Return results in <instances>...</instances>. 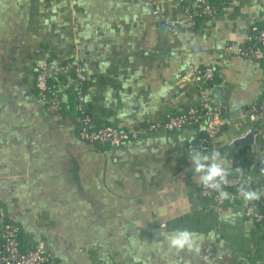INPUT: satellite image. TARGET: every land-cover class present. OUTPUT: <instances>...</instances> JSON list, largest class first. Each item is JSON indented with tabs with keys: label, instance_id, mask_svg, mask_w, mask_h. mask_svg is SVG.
Listing matches in <instances>:
<instances>
[{
	"label": "crops",
	"instance_id": "obj_1",
	"mask_svg": "<svg viewBox=\"0 0 264 264\" xmlns=\"http://www.w3.org/2000/svg\"><path fill=\"white\" fill-rule=\"evenodd\" d=\"M198 1L0 0V222L18 221L24 247L44 242L50 264H264V224L242 214L247 204L264 210V124L246 115L264 94V64L225 49L264 23V9L214 0L220 10L193 28L184 8ZM70 60L84 67L100 126L164 122L212 96L228 120L214 151L229 175L245 165L243 188L261 199L246 203L239 190L221 210L204 206L186 150L195 127L120 149L81 141L73 76L53 80L56 106L36 88L40 63ZM207 67L214 89L192 81ZM177 229L196 235L191 250L169 247Z\"/></svg>",
	"mask_w": 264,
	"mask_h": 264
},
{
	"label": "built area",
	"instance_id": "obj_2",
	"mask_svg": "<svg viewBox=\"0 0 264 264\" xmlns=\"http://www.w3.org/2000/svg\"><path fill=\"white\" fill-rule=\"evenodd\" d=\"M261 3L264 9V0H261ZM219 10L209 0H199L195 7L184 8L185 22L194 27L195 19L209 18ZM155 14H158V9L155 10ZM257 23H261V27L256 26ZM169 27L172 28V26ZM172 31L175 32V29L172 28ZM225 49L236 52L249 61L264 64V23L260 21L253 23L245 36L244 43L227 45ZM62 75H72L74 78L76 84L74 99L79 126L77 136L85 143L120 149L124 144L140 140L152 133L159 131L175 133L193 126L197 129L198 136L203 134L205 137L200 138L199 141L196 140L197 142L195 140L189 142L186 150L189 153L198 151L205 154L214 151L216 139L228 122L227 118L221 114V107L214 104V98L203 95L189 106L188 111L175 113L164 122H153L131 130L120 129L112 124L100 126L87 111L88 78L83 65L77 60L60 64L47 61L38 65L36 88L39 91L40 100L52 106L57 105L56 100L51 98L57 89L53 80H58ZM215 79L213 67L198 69L192 76V81L201 88L214 89ZM246 115L252 123L264 124V94L247 107ZM247 178L242 171L228 175V183L224 186L225 191L229 194L239 191L245 185ZM198 195L204 201L205 207L221 210L225 206V199H219L216 191L203 188ZM242 214L254 223H264V210L256 204L245 205ZM162 226L165 227L166 224L162 223ZM51 260L52 257L47 252L44 242H39L32 248L24 247L20 226L16 219L0 222V264H50Z\"/></svg>",
	"mask_w": 264,
	"mask_h": 264
},
{
	"label": "clouds",
	"instance_id": "obj_3",
	"mask_svg": "<svg viewBox=\"0 0 264 264\" xmlns=\"http://www.w3.org/2000/svg\"><path fill=\"white\" fill-rule=\"evenodd\" d=\"M189 158L192 170L199 176L198 183L205 189L216 191L219 199H229L230 194L224 189L228 183L229 171L221 162L219 151H213L210 155L190 151ZM240 195L246 203L261 199L259 193L252 188H241ZM196 239V235L188 229H177L168 236V245L177 250H191L196 244Z\"/></svg>",
	"mask_w": 264,
	"mask_h": 264
},
{
	"label": "trees",
	"instance_id": "obj_4",
	"mask_svg": "<svg viewBox=\"0 0 264 264\" xmlns=\"http://www.w3.org/2000/svg\"><path fill=\"white\" fill-rule=\"evenodd\" d=\"M213 5H215L217 8H219L220 6H221V4H220V2H216V3H214V0H209ZM220 9V8H219ZM204 19H206V18H204ZM204 19H202V18H197V19H195V21H196V25L201 21V20H204ZM196 25L194 26V27H196ZM261 23H257L256 24V26H258V27H261ZM193 27V28H194ZM215 81H216V79H215ZM189 108V107H188ZM188 108L184 111V112H186V111H188ZM146 126V125H145ZM189 127H193V126H189ZM203 137H205L203 134H201L200 136H198L197 137V139H195V141L197 140V141H199V139L200 138H203ZM196 141V142H197ZM239 171H242L243 173H245V176H247V172H246V168H245V165L243 164L242 165V167H241V169H239ZM256 224H259V223H256ZM264 224V223H263ZM259 225H262V224H259ZM22 241V240H21Z\"/></svg>",
	"mask_w": 264,
	"mask_h": 264
},
{
	"label": "water",
	"instance_id": "obj_5",
	"mask_svg": "<svg viewBox=\"0 0 264 264\" xmlns=\"http://www.w3.org/2000/svg\"><path fill=\"white\" fill-rule=\"evenodd\" d=\"M252 139H253V135L249 134L246 137L242 138L240 142L248 141L250 143V142H252Z\"/></svg>",
	"mask_w": 264,
	"mask_h": 264
}]
</instances>
